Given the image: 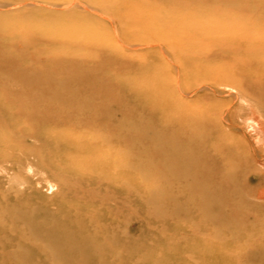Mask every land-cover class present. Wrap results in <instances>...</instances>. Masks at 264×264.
I'll list each match as a JSON object with an SVG mask.
<instances>
[{"label": "rangeland", "instance_id": "obj_1", "mask_svg": "<svg viewBox=\"0 0 264 264\" xmlns=\"http://www.w3.org/2000/svg\"><path fill=\"white\" fill-rule=\"evenodd\" d=\"M263 122L264 0H0V264H264Z\"/></svg>", "mask_w": 264, "mask_h": 264}, {"label": "bare ground", "instance_id": "obj_2", "mask_svg": "<svg viewBox=\"0 0 264 264\" xmlns=\"http://www.w3.org/2000/svg\"><path fill=\"white\" fill-rule=\"evenodd\" d=\"M224 49V48H223ZM221 51H223L221 48L220 49H216V48H207V49H198V48H193L192 49V52L193 53H195V54H198V53H206L207 55H211V54H215V53H218V52H221ZM191 52V53H192ZM244 58H245V56H244ZM247 60H248V58H247ZM227 75L223 78V81L221 82H219L220 84H222L223 86H224V88L225 87H228L229 88V90H230V88L231 89H233L234 91H235V93H234V96H235V98L237 97V98H242V101L243 100H245V94H246V86H247V84L244 82V79L243 78H241V77H239L238 76V74H237V72L234 70V68H229L227 71ZM224 74V73H223ZM217 79V78H216ZM215 79V80H216ZM218 80V79H217ZM248 81V80H247ZM218 83V82H217ZM254 83V82H253ZM250 84H252V82L250 83ZM255 84V83H254ZM257 86V85H256ZM250 87V86H249ZM248 87V88H249ZM227 88V89H228ZM252 88V87H251ZM201 89V88H200ZM202 90H203V88H202ZM210 91H215V93H218L217 92V88L215 89H209ZM256 90H257V88H256ZM222 93H223V91H222ZM233 94H229V96H232ZM228 96V95H227ZM237 100H239V99H237ZM247 101V100H246ZM214 104V103H213ZM216 106V105H215ZM219 106V105H218ZM251 106V105H250ZM220 107V106H219ZM221 108V107H220ZM247 108H249V107H247ZM252 108V107H251ZM221 109H223V108H221ZM246 108H242V106H240V108L239 109H234V110H231V112L230 113H228L227 114V116H229V121L231 122V123H234V124H249V123H251V122H253V118L252 117H249L248 116V112H249V110H247ZM246 111V112H245ZM221 113V112H220ZM247 114V115H246ZM212 115V114H211ZM225 119V118H224ZM215 122V121H214ZM226 122V121H225ZM264 123V122H263ZM216 124H217V121H216ZM227 124H229V123H227ZM233 124V125H234ZM229 125H231V124H229ZM215 126V125H214ZM249 126H253V123H251V125H249ZM215 127H217V126H215ZM228 128V127H227ZM226 130V129H225ZM232 131V130H231ZM237 132V131H236ZM229 133V132H228ZM234 133V132H233ZM224 134V133H223ZM230 134V133H229ZM236 134V133H235ZM109 136V133H106L105 132V130L103 131V133L102 132H98V134H96V135H94V137H93V139L92 140H90V141H88V142H90V143H85L86 142V140H82V138L80 139L78 136H77V138H79L78 139V141H75V140H72V138L70 137L69 138V136L67 135L66 137H63V144H61L60 143V145L61 146H63V147H72V148H76V150H77V155L78 156H81L82 155V157L84 156L85 158H90V156L94 153L93 151H94V148H95V144H96V142L101 138L102 139V137H104V136ZM65 136V135H64ZM232 136V135H231ZM226 137V136H225ZM74 138V137H73ZM227 138V137H226ZM75 139V138H74ZM84 139V138H83ZM87 139V138H86ZM224 139V138H223ZM241 139H242V137H241ZM77 140V139H76ZM79 140H82V141H79ZM243 140V139H242ZM230 141H232V140H230ZM229 141V142H230ZM247 141V140H246ZM243 142V141H242ZM95 143V144H94ZM235 144V143H234ZM242 144V143H241ZM253 144V143H252ZM95 145V146H94ZM240 145V144H239ZM246 145V144H245ZM245 145H244V147H245ZM237 146V145H236ZM232 147H234V146H232ZM243 147V148H244ZM222 148V147H221ZM240 148V147H239ZM228 149V148H227ZM241 149V148H240ZM244 150V149H243ZM236 151V150H235ZM256 153V152H255ZM69 157H70V155H69ZM80 160H81V158H79ZM83 160V159H82ZM81 160V161H82ZM257 160V159H256ZM234 161V160H233ZM264 162V161H263ZM78 163V162H77ZM222 191V190H221Z\"/></svg>", "mask_w": 264, "mask_h": 264}]
</instances>
